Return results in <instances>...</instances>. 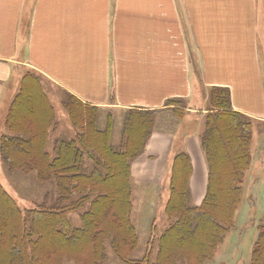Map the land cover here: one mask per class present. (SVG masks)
<instances>
[{"label": "trees", "instance_id": "16d2710c", "mask_svg": "<svg viewBox=\"0 0 264 264\" xmlns=\"http://www.w3.org/2000/svg\"><path fill=\"white\" fill-rule=\"evenodd\" d=\"M181 101H171L176 104ZM168 104V105H169ZM62 106L72 138L46 146L57 123L40 78L27 73L11 102L0 138L7 173L34 175L46 186L45 202L21 209L0 185V264H104L106 247L125 264H202L210 261L234 224L251 163L252 120L232 110L230 93L212 88L200 147L207 166L206 194L191 207L190 158L177 154L171 167L165 213L170 226L148 250L131 259L138 236L131 220V165L145 150L158 111H127L120 139L112 140L113 117L99 127L97 108L65 95ZM79 213V226L69 215ZM250 264H264V226Z\"/></svg>", "mask_w": 264, "mask_h": 264}, {"label": "crops", "instance_id": "0c3cea01", "mask_svg": "<svg viewBox=\"0 0 264 264\" xmlns=\"http://www.w3.org/2000/svg\"><path fill=\"white\" fill-rule=\"evenodd\" d=\"M262 41L258 0H0V127L27 73L103 111L161 112L183 101V121L199 114L196 123L210 89L225 88L233 111L264 123ZM190 134L166 136L161 154L170 163L188 155L200 204V125Z\"/></svg>", "mask_w": 264, "mask_h": 264}, {"label": "rangeland", "instance_id": "374dc122", "mask_svg": "<svg viewBox=\"0 0 264 264\" xmlns=\"http://www.w3.org/2000/svg\"><path fill=\"white\" fill-rule=\"evenodd\" d=\"M258 5L264 14V0H258ZM260 52L264 60L263 41L261 42ZM43 88L49 95L48 99H50L49 102L54 107L56 121L58 122V130L54 134L57 135L58 133L61 137L72 138L74 130L71 128L68 116L62 106L65 95L57 89H52L47 84H44ZM197 108H200L199 110H202L201 108L207 110L208 105ZM185 110H188L187 105L181 101L171 104V108L155 115L153 129L151 130L145 150L131 165V220L138 236L137 247L131 255L132 260H141L148 250H150L153 260L158 251V239L171 224V220L165 213V207L169 199V180L173 161L171 163L163 161L161 151L162 147L166 144L164 139L168 135L175 137L179 129L183 133L188 132L189 139H193L190 130L195 131L200 125V134H202L204 127V121L196 123L199 114L193 115L195 120H192V122H189V119L183 121L187 113ZM98 111V124L100 128H103L107 114H111L113 117L112 140L114 144H117L120 139L125 113L108 110ZM0 131L2 135L6 133L2 126L0 127ZM153 133L156 140H152ZM54 134L49 136L46 146L47 152L51 154L52 142L57 138ZM151 140L155 141V143L149 147L151 149L149 152L146 151V147L151 143ZM249 154L251 163L245 175V185L243 184L242 186L244 194L235 212L234 224L225 235L222 244L218 247L212 259L202 264H250V255L258 235L257 228L264 226V123L252 122V140ZM205 181H207V178L206 180L201 177L196 178V182H201L203 198L206 194ZM0 185L21 209H29L36 203L41 204L45 202L46 186L39 184L34 175L7 173L1 165V159ZM193 188V184L190 186L189 182V205L197 207L199 203L198 201L195 203L194 200H198L201 195L200 192L195 193ZM69 219L73 227L79 226V213L69 215ZM106 254L107 258L104 264H125L114 257L108 247H106Z\"/></svg>", "mask_w": 264, "mask_h": 264}, {"label": "bare ground", "instance_id": "6f19581e", "mask_svg": "<svg viewBox=\"0 0 264 264\" xmlns=\"http://www.w3.org/2000/svg\"><path fill=\"white\" fill-rule=\"evenodd\" d=\"M262 148V147H261ZM245 185V184H244ZM245 189V188H244ZM244 194V193H243ZM146 210H148V209H146Z\"/></svg>", "mask_w": 264, "mask_h": 264}]
</instances>
